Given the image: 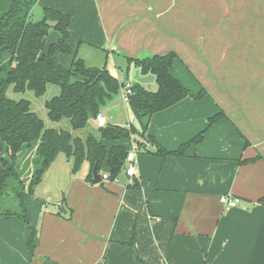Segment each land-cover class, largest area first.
Returning <instances> with one entry per match:
<instances>
[{"label": "crops", "instance_id": "1", "mask_svg": "<svg viewBox=\"0 0 264 264\" xmlns=\"http://www.w3.org/2000/svg\"><path fill=\"white\" fill-rule=\"evenodd\" d=\"M11 3L0 0V13ZM44 8L72 17L68 58L83 48L122 58L177 53L173 76L207 94L156 114L147 135L168 151L206 130L205 138L182 157L137 153L133 179L123 171L94 185L89 163L80 178L63 170L60 211L32 217L34 255L29 226L0 220V264H264V0H35L33 20ZM220 109L228 119L209 128ZM135 179L139 188H130ZM224 196L241 204L226 210Z\"/></svg>", "mask_w": 264, "mask_h": 264}, {"label": "trees", "instance_id": "2", "mask_svg": "<svg viewBox=\"0 0 264 264\" xmlns=\"http://www.w3.org/2000/svg\"><path fill=\"white\" fill-rule=\"evenodd\" d=\"M34 3L35 0H12L9 10L0 13V201L10 196L8 180L18 176V159L23 148L36 147L29 191H13L11 195L17 208L0 212V220L16 219L29 226L28 246L32 255L38 243V229L31 224L26 200L34 194V188L42 183L46 172L60 155L72 162L73 173L89 163L88 182H92L95 166L100 174L107 166L110 181L120 177L130 151L121 142L133 141L137 153L186 156L190 148L204 141L206 130L178 150L168 151L155 137L147 135L150 121L156 114L187 98L201 99L207 94L202 89L198 95H193L173 76L172 68L179 59L175 52L126 57L128 63L135 65L142 74L154 75L158 87L156 91L141 85L132 87L133 94L127 105L138 121V128L132 124L120 126L112 123L100 128L95 124L93 132L86 138L76 136V133L88 129L100 113L114 106L125 84L106 67H88L77 53L70 66L62 65L57 54L71 53L68 40L72 17L59 10L44 8L43 20L36 22L31 15ZM52 31L62 36L60 45L52 47L49 56L38 60L46 37ZM49 85L60 88V94L46 103L49 118L55 123L68 120L70 131L47 129L44 121L32 111L31 102L15 101L7 96L9 88L13 87L16 93L32 91L42 97ZM222 119H228L224 111L209 119V128ZM105 142L117 144L108 148ZM151 147H156V152H152ZM132 185L130 188H139L137 179ZM259 202L264 204V197Z\"/></svg>", "mask_w": 264, "mask_h": 264}, {"label": "rangeland", "instance_id": "3", "mask_svg": "<svg viewBox=\"0 0 264 264\" xmlns=\"http://www.w3.org/2000/svg\"><path fill=\"white\" fill-rule=\"evenodd\" d=\"M35 14L38 15V12H35ZM34 18L35 21H39L37 19H40L35 15ZM62 55H64V59L62 56L61 58L63 59V61L65 60V66H70L72 59L68 58V54ZM78 57L83 59L88 67H106L110 70V72H112L111 70H114L116 73H119V79L121 83L141 85L142 87L150 91L157 90L155 76L152 74H142L135 65H130L128 63L127 58H122L114 55H106L101 50L92 48H83ZM67 58L68 61L66 62ZM180 82L182 83V81ZM182 84L190 91L185 82ZM59 94L60 88L55 85H49L46 94L42 97H37L32 91H27L25 93H16L13 87H10L7 92V96L12 100H27L31 102L32 111L35 112L44 121L47 129L70 131L71 127L68 120H63L61 123H55L51 121L48 115L46 103L51 101ZM122 94L123 89L120 91L119 95L115 99V103L113 104L119 109L120 114L119 121L115 122V124L119 125L122 123L123 126L132 124L138 128V121L133 112L128 109V105L125 103ZM107 112L108 110H104L102 113L107 116ZM109 122L111 123L110 119ZM95 124L96 122H92L88 129L76 133V136L78 135L82 138H86L90 132H93ZM129 144H127L126 146L127 149L133 150V147L131 148V144ZM35 150V146L33 148L25 147L20 153L18 159V176L17 178H10L8 180V190L10 191V196L8 195L6 199L0 201V212L13 211L17 208L16 201L14 200L13 195H11L13 191L19 192L23 189H25L26 192L29 191ZM72 168V162L69 163L64 155L59 156V159L51 166L50 170L47 172L46 179L41 185H38L34 188V194L29 196L26 200L27 213L31 221L32 217H35L40 222L43 219V211H45L44 209L48 211H55L56 209H59L60 211V208L58 207L59 204L64 200L63 192L65 189H67L70 182L62 178L60 175L63 174V170H65V172H68V170L70 169L71 176H73ZM83 172L84 167H82L81 170L77 172L76 175H74V178L82 177L84 175ZM107 172V166H104L101 174H105Z\"/></svg>", "mask_w": 264, "mask_h": 264}, {"label": "built area", "instance_id": "4", "mask_svg": "<svg viewBox=\"0 0 264 264\" xmlns=\"http://www.w3.org/2000/svg\"><path fill=\"white\" fill-rule=\"evenodd\" d=\"M133 85L132 84H125V86L122 88L123 89V94L122 97L125 101V103H128L129 97L133 94L132 90ZM110 117H107L104 113H100L98 117L96 118V125L100 128H105L108 126ZM137 150L136 147L134 146L133 150L129 151L127 160H126V167H125V172L126 174L131 178H135L137 176ZM102 180L103 181H110L109 178V173L101 174ZM118 180L115 179L114 181L116 182ZM134 183V180L132 181V184ZM221 202L225 206L226 210H231L234 208L239 207L241 204V200L239 198H231L228 196H224L221 199Z\"/></svg>", "mask_w": 264, "mask_h": 264}, {"label": "water", "instance_id": "5", "mask_svg": "<svg viewBox=\"0 0 264 264\" xmlns=\"http://www.w3.org/2000/svg\"><path fill=\"white\" fill-rule=\"evenodd\" d=\"M62 36L56 32L52 31L50 34L46 37V43L44 46L43 51L40 53L38 60L43 59L46 56L50 55V51L52 47L54 46H59L61 42ZM107 116L110 117V121L112 124H114L117 120V109L113 108L111 110H108ZM103 182L101 174L98 172L97 166H95L93 170V179H92V184L98 185Z\"/></svg>", "mask_w": 264, "mask_h": 264}]
</instances>
